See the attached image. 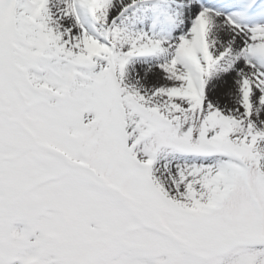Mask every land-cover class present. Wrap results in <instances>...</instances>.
<instances>
[{
	"label": "snow or ice",
	"instance_id": "snow-or-ice-1",
	"mask_svg": "<svg viewBox=\"0 0 264 264\" xmlns=\"http://www.w3.org/2000/svg\"><path fill=\"white\" fill-rule=\"evenodd\" d=\"M0 264H264V0H0Z\"/></svg>",
	"mask_w": 264,
	"mask_h": 264
}]
</instances>
